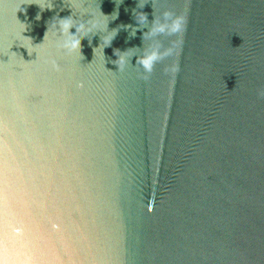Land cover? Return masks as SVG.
<instances>
[{"label":"water","instance_id":"water-1","mask_svg":"<svg viewBox=\"0 0 264 264\" xmlns=\"http://www.w3.org/2000/svg\"><path fill=\"white\" fill-rule=\"evenodd\" d=\"M262 86L264 0H0V264H264Z\"/></svg>","mask_w":264,"mask_h":264},{"label":"clouds","instance_id":"clouds-1","mask_svg":"<svg viewBox=\"0 0 264 264\" xmlns=\"http://www.w3.org/2000/svg\"><path fill=\"white\" fill-rule=\"evenodd\" d=\"M143 19L145 21H148L146 15H144ZM62 21H65V22L59 25L58 30L62 35H66L68 37L67 39H65L63 43L64 49H66L67 51H73L76 49H80V39L81 38H73L75 37L76 34L73 35L70 33V29L74 27V25L68 22V19H62ZM173 22H174V14L170 11H165L162 14L161 21L157 23L155 22V19H154L152 23V27L148 29V31L150 35L158 36L162 33L169 31ZM139 24H141V21H139ZM83 27L84 25H80L79 27H76V32L80 31ZM161 59H163V56L160 54L158 46L153 48L151 51L146 52L143 58L139 59V63L145 73V76H144L145 79H147L148 76H150V74L152 73L154 69L155 64L159 62ZM118 66L120 69L121 65L118 64ZM172 71L178 72L179 71L178 66L173 67ZM257 96L259 99L264 100V86H262L261 88L257 90Z\"/></svg>","mask_w":264,"mask_h":264}]
</instances>
